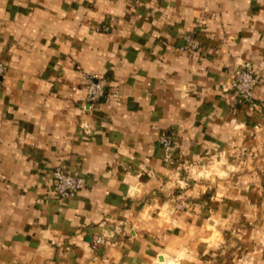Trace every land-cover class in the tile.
Returning a JSON list of instances; mask_svg holds the SVG:
<instances>
[{"label":"crops","instance_id":"crops-1","mask_svg":"<svg viewBox=\"0 0 264 264\" xmlns=\"http://www.w3.org/2000/svg\"><path fill=\"white\" fill-rule=\"evenodd\" d=\"M0 61V264H264V0H0Z\"/></svg>","mask_w":264,"mask_h":264},{"label":"built area","instance_id":"built-area-1","mask_svg":"<svg viewBox=\"0 0 264 264\" xmlns=\"http://www.w3.org/2000/svg\"><path fill=\"white\" fill-rule=\"evenodd\" d=\"M189 47L197 48V42L188 38ZM7 73V66L0 61V80ZM258 85V79L247 66H242L234 71L231 81V90L237 98V102L255 109L254 93ZM109 83L105 78L98 76H87L85 82L87 111L94 110L107 95ZM160 146L167 153L168 158L172 154L173 138L168 132H162L158 140ZM86 186L85 180L78 174H73L64 167H58L53 172L52 190L59 200L73 197ZM107 244L105 237H95L92 248L97 249Z\"/></svg>","mask_w":264,"mask_h":264},{"label":"rangeland","instance_id":"rangeland-1","mask_svg":"<svg viewBox=\"0 0 264 264\" xmlns=\"http://www.w3.org/2000/svg\"><path fill=\"white\" fill-rule=\"evenodd\" d=\"M166 153V152H165ZM166 157L168 158V155H167V153H166ZM168 159H173V157H172V154H171V156L168 158ZM184 205H180V208H182ZM185 207V206H184Z\"/></svg>","mask_w":264,"mask_h":264}]
</instances>
